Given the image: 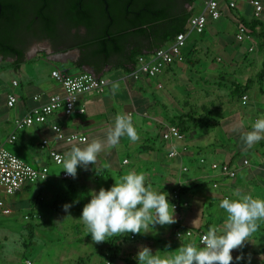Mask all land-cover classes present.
<instances>
[{
    "label": "crops",
    "instance_id": "obj_1",
    "mask_svg": "<svg viewBox=\"0 0 264 264\" xmlns=\"http://www.w3.org/2000/svg\"><path fill=\"white\" fill-rule=\"evenodd\" d=\"M206 1L203 0L200 8L196 10V14L204 11ZM260 1L263 4V11L260 17L256 18L254 16L255 8L251 0H236V7L234 8L229 7L227 0H219V6L223 13L222 17L216 20L209 19L202 33H198L188 27V31L185 33L186 42L182 49V59L167 66L161 74L153 78L141 76L139 79H134L130 74L115 69L110 65L100 73L108 82L105 91L80 95L77 109L84 107L85 112L76 111L68 116L63 110H59L45 123L34 124L18 130L15 142L7 143L8 136L14 130L15 118L24 116L31 107L46 102L51 94L62 93L61 86L51 77V71L53 69L63 71L58 66L71 64L78 56L75 51L65 55L64 52L68 50L61 49V47L52 48L48 45H39L25 55L22 62H17L16 57L13 58V68L19 72L23 71V65L27 61L35 67L42 57L52 67L48 75H42L36 79L37 86L33 91L26 92L23 82L18 78H13L10 86L3 93L0 104V146L4 145L34 168L48 166L50 174L45 181L25 185L14 196L7 195L0 187V200L4 201L6 208L9 210L8 213L2 214L0 219L3 216L7 217L14 214L20 204L27 205L30 210L35 211V200L37 198L45 200L47 195H51V192L45 189L44 184H51L54 188L58 184L59 179H64L61 176L63 172L62 165H58L53 161L50 157L49 149H54L65 155L71 150L73 145L84 147L86 143H90L93 139L106 141L107 130L114 125L115 116L118 113L128 114L133 112V122L140 130L138 134L139 140L132 142L128 137H122L117 147H106L105 151L98 155L95 166L89 165L87 171L82 167H78L77 177L69 179L73 180V183L69 185V189L80 195L79 200L66 199L64 202H70L74 206L79 207L87 204L91 199L90 191L93 189L98 191L102 187L101 182L104 176L111 177L113 170L121 177L124 174L120 169V165H129L133 162L134 167L130 168V171L138 172L136 164L143 162L146 167H143L141 172L160 174L157 181H153V178L147 175L149 176L147 177V182L151 183L152 187L155 186V190L168 195V199L172 203L173 192L176 189H182L184 192H181L182 199H180L189 204L187 208L175 211L177 222L170 225V231L168 228H158L160 225L155 226L157 230L160 229L161 232H164V235L169 232L175 238L174 230L176 227L181 226L178 223L179 215L184 216L183 227L200 228L206 232L213 225L218 228L222 227L224 220L219 223L211 222L216 216L214 214L218 213L214 208L217 204H220L222 199L232 198L234 191H244L247 183L253 185L258 182L259 177H263L264 180V153L259 154L257 164L254 165L253 170L249 173H241V176H239V171L243 167L250 165V160L245 155L239 157L234 165L237 170L236 176L231 179L221 175L216 170L213 171L211 163L229 162L238 150L246 148L232 151L228 149V145H225L226 147L221 146V148L211 150V153L204 154L208 150L207 146H213L212 140L205 142V134L200 131L204 127L191 128L188 132H184L185 138L183 140L166 141L163 139L162 133L167 125L173 123L181 115L192 112L203 113L206 109L215 112L220 107L229 110V105L233 98L230 94L234 92L233 88H231V82L239 81L244 83L247 79L256 76L259 70L253 76H248L251 68L256 63L248 59L250 52L257 50L255 44L256 36L250 29L252 41L239 42L236 40V33L239 26L237 21L240 19H246L247 21L260 19L264 23V0ZM195 35H200L201 38H196ZM236 42L242 48L235 46ZM250 47H253L252 51H250ZM216 49L230 51L229 55L231 58H228L224 64V68L229 71L226 75H228L230 83H227L225 81L226 78L222 77L225 69L221 70L216 65V62H223V57L219 55L216 58L211 57L212 50ZM152 53L153 51L149 54ZM195 64L202 67V71H196L202 83L194 82L188 77L189 73L193 72ZM34 67L32 68L34 69ZM78 73L79 69L77 68L76 71L68 72L71 75ZM215 75L218 78H213V83L210 82V77ZM223 79H225L224 83L220 82ZM14 80L18 81L17 86L13 85ZM116 82H119V89L113 93L112 85ZM222 83L228 94V100L225 102L226 95L219 94L217 89L214 92H210V87L216 86V88H220L219 85ZM33 84L34 80L28 79L27 86L33 87ZM183 87L186 88L183 89ZM250 89H254L252 95L249 92ZM250 89L246 92L249 95V102L264 103V86L260 88L258 83H256ZM10 92H14L17 96V103L14 108L7 106V95ZM36 95H39V100L34 99ZM212 95L214 96L212 97L213 99L211 98ZM222 121H225V118ZM219 123L213 118L210 124L218 126ZM54 124L59 125L65 134L75 132L85 135L87 141L68 143L63 139L57 138L56 132L52 129ZM43 139L49 140V146L46 148L41 147ZM173 148H176L179 152L176 157L169 156V152ZM217 152L224 156V159L219 162L213 158ZM117 153L123 154V157L121 158L120 155L115 157ZM202 158L205 159L204 163L200 161ZM121 159L122 161H120ZM245 160L248 161L247 164H245ZM105 165H108V167H105ZM157 165L159 168H156ZM183 167H187V170L184 171ZM214 183H217L218 186H214ZM55 208L57 209V207ZM219 211L225 214L223 209L220 208ZM37 213L40 214L39 212ZM42 219L43 216L41 215V218L36 220V222ZM25 227L23 233L27 230ZM259 227H264V222H260ZM22 236L24 235H19L15 230L0 229V264H22L23 262L29 264V261L30 264H33V261L29 260V258H25V260L20 258L22 254L20 251L26 246L25 241L22 242ZM144 238L148 239L149 235L146 234ZM181 239L185 243L201 246L196 238L186 237ZM249 239L251 242H246L243 248L233 251V264H262L260 256L264 254V234L258 237L255 234ZM257 239L262 241V243L256 244ZM107 249L109 251L108 246ZM241 255L244 258L237 261L235 257ZM135 256L136 254H131L127 257L125 264L129 258L136 260ZM108 257L110 258V256ZM108 261L110 259L106 260L105 264ZM113 262L110 261L111 264ZM79 263H83L82 260Z\"/></svg>",
    "mask_w": 264,
    "mask_h": 264
},
{
    "label": "rangeland",
    "instance_id": "obj_2",
    "mask_svg": "<svg viewBox=\"0 0 264 264\" xmlns=\"http://www.w3.org/2000/svg\"><path fill=\"white\" fill-rule=\"evenodd\" d=\"M203 3V0H196V4L194 5L195 10H198ZM190 8V6H188ZM196 38H201L200 35H195ZM231 43V42H230ZM229 43V46H230ZM235 46H239L240 44L236 42ZM264 46V39L258 34H256L255 44L257 50L254 52H250L248 59L252 62H256L251 68L250 74L248 76H253L261 67H262V59L263 54L262 50L259 51L261 46ZM242 48V47H241ZM202 52V51H200ZM211 57H217L218 55L223 57V62H216V65L224 70L222 77L226 78L220 80V82L224 83V80L227 83H230V79L228 75V69L224 68L225 61L230 57V51L228 50H212ZM254 53V54H253ZM204 58V57H203ZM202 58V59H203ZM13 59H5L0 60V104L2 100L3 93L8 89L10 84L12 83L13 78H18L23 82L24 88L26 92H31L37 86V78L42 75H48L51 71L52 65L47 62L43 57L38 61L37 66H33L32 63L27 61L23 65V71L19 72L15 68H13ZM34 67V69L32 68ZM64 72L67 73L70 71H76V68H73L71 64H65L62 66H58ZM196 71H202V67L198 64H195L193 67V72L189 73L188 77H190L194 82L200 81L199 74H196ZM217 75L211 76L209 81L213 83V78H216ZM218 78V77H217ZM28 79H33L34 84L33 87H28ZM216 82V81H215ZM220 84V88H216V86L210 87V92H214L217 89V92L222 95H226V99L224 102L228 100V94L224 85ZM258 83L260 88H263V84H260L258 81L254 84ZM218 87V86H217ZM186 87H183L185 89ZM258 89V86H257ZM184 91V90H183ZM254 89H250L249 92L252 95ZM231 95V94H230ZM214 97L213 95L211 98ZM213 99V98H212ZM250 100V99H249ZM252 100V99H251ZM249 102V101H248ZM227 103V102H226ZM211 106V105H209ZM230 109H224L223 107L217 108L215 112H213L212 117L220 122L218 126H206L200 131H203L205 134V142L211 141L213 146H207L206 153H211V150L215 148H221V146L226 147L228 145V149L232 151H237L238 149L246 148V145L241 139V135L243 132L250 131L251 125L257 118L264 117V103L258 102V104L253 103L252 101L249 104H242V100L240 96H235L231 100V104L229 105ZM225 118V121L222 119ZM134 123V122H133ZM134 126L137 129L138 134L140 133L137 125L134 123ZM159 144V142H158ZM223 144V145H222ZM226 145V146H225ZM135 148V147H134ZM133 148V149H134ZM252 152L245 154V156L250 160V165L243 167L239 173H249L253 170L254 165L257 164V160L259 158V154L264 153V139L256 143L253 147H251ZM138 153L139 151L135 149ZM204 152V151H203ZM122 158L123 154H115ZM216 157V158H215ZM213 157L216 161H220L224 159V156L216 153V156ZM122 161V159L120 160ZM142 164V165H141ZM134 167V162L129 165H120V169L123 171V174H126L130 171V168ZM138 168V173L142 171L143 167H146V164L143 162H139L136 164ZM156 168H159L158 165ZM214 171V170H213ZM216 172V171H215ZM146 176L149 175L153 178V181H157L160 176L159 173H145ZM147 176V177H149ZM117 172L112 170L111 177H103L101 186L104 188H110L114 183V178H119ZM160 182V181H159ZM73 183V180L69 179H59L56 187H52V185L44 184L45 189L51 192V195H47V198L43 200L42 205L39 208H35L34 210H30L27 205L18 206L15 210V213L10 216H3L0 219V229L5 230H15L19 233V235H24L22 242L28 246H25L20 252V258L24 259L29 258V260L33 261V264H105L106 260L110 258L108 256L110 250L108 251L107 246L109 247L108 241L96 244L92 241L91 234H88L85 230V226L79 220L82 215V210L85 204L81 207L74 206L72 203V207L70 209V217L68 212L63 210V205L67 202L64 200H79V194L74 193L69 189V185ZM157 183V182H156ZM158 187V186H157ZM153 188H156L155 186ZM168 188V187H167ZM243 193H250L254 197L264 198V180L263 177L258 178V182L253 185H249L248 183L245 185ZM80 193V192H79ZM17 194V193H16ZM14 194V195H16ZM233 194V193H232ZM8 195V194H7ZM13 195V196H14ZM232 198H235L232 196ZM60 201L61 204L57 205L56 202ZM57 208V211L55 210ZM215 211H218L212 223L220 222L225 219L226 214H222L219 210V204L214 208ZM39 212L43 219L41 221L36 222V220L28 221L25 219V215H33ZM216 213V212H215ZM225 213V212H224ZM27 223H31L35 226V234L34 237L31 238L28 236L30 234L27 229L25 233H23L24 227ZM40 225V226H39ZM157 226V225H156ZM163 227L168 228L170 231V225L168 226H158V228ZM176 229V228H175ZM155 233V234H153ZM131 233L127 234L128 236ZM256 236H260L264 234V227H259L258 231L255 233ZM253 234V235H255ZM138 238L136 239H126L122 243V251L120 256L114 260L113 264H125V259L129 257L131 254H136L139 251L141 246H148L152 249L153 253L159 251L161 255L171 254V252L176 251L182 243H185L180 237L174 235L175 238L172 237V234L168 232L167 235H164V232H161L160 229H150L148 233L149 238H144L141 234H135ZM262 241L259 239L256 240V244H261ZM108 244V245H107ZM176 246H172V245ZM186 244V243H185ZM170 245V247H169ZM12 251V250H11ZM17 252V251H16ZM14 252V254H16ZM16 257V256H15ZM14 257V259H16ZM136 257V256H135ZM83 263H79L81 261ZM13 264V263H12ZM16 264V263H15ZM22 264H26L23 262Z\"/></svg>",
    "mask_w": 264,
    "mask_h": 264
},
{
    "label": "trees",
    "instance_id": "obj_3",
    "mask_svg": "<svg viewBox=\"0 0 264 264\" xmlns=\"http://www.w3.org/2000/svg\"><path fill=\"white\" fill-rule=\"evenodd\" d=\"M0 3L2 5L0 26L3 22L1 15H5V26L2 31L0 28V44H5L2 48L0 45V57L4 60L8 57H16L17 62H22L24 58V49L14 47L11 42L19 25L16 21L17 16H25V22L29 24V18L38 15L42 21L36 32L38 30L49 32L54 29L63 13L66 18L65 31L71 33L72 29H76L78 32V39L63 48L64 50L75 47L80 49V55L71 62V65L79 69V73L84 72L83 67L89 65L97 75L110 65L131 75L137 67L140 56L168 46L181 32L187 33L189 18L196 14L194 8L196 0H0ZM237 23L251 29L255 36L259 33L264 39V23L260 19L252 21L240 19ZM261 50L262 67L255 77L247 79L244 83L232 81L231 88L234 92L231 93V97L241 98L257 81L263 84L262 43L259 48V51ZM212 114L213 111L210 109H206L203 113L192 112L177 117L171 124L179 127L184 133L191 128L209 125L213 121ZM251 152V148L238 150L228 162L229 165L234 167L239 157ZM181 192L184 190L180 189V197ZM42 202L43 199L37 198L34 203L35 208H39ZM56 204L60 205L61 202L58 201ZM25 228L30 232L28 236L33 238L35 226L29 223ZM136 238L138 237L135 234L108 237L110 261H114L119 256L124 240ZM126 264H138V262L129 258Z\"/></svg>",
    "mask_w": 264,
    "mask_h": 264
},
{
    "label": "clouds",
    "instance_id": "obj_4",
    "mask_svg": "<svg viewBox=\"0 0 264 264\" xmlns=\"http://www.w3.org/2000/svg\"><path fill=\"white\" fill-rule=\"evenodd\" d=\"M118 89L119 82L113 83V93ZM125 136L132 142L139 140L133 117L118 113L114 125L107 130L106 141L93 139L84 147L73 145L60 158L62 171L75 179L78 167L87 171L89 165L95 166L98 155L106 147H117ZM241 139L247 148L264 139V117L257 118L251 130L242 133ZM114 180L110 188L90 191L91 199L84 205L79 218L94 243H103L115 235H146L156 225L168 226L177 222L175 207L168 195L155 190L147 182L145 173L129 171ZM233 196L235 198L220 201L219 207L226 214L222 227L211 226L202 236L201 246L183 243L176 251L164 255L159 251L153 253L148 246H141L135 257L138 264H233V251L251 242L249 238L258 231L260 222H264V198L239 190L234 191ZM71 207L69 203L63 205V210L69 213L67 217L71 216ZM243 258V255L235 257L237 261ZM260 260L264 264V254Z\"/></svg>",
    "mask_w": 264,
    "mask_h": 264
},
{
    "label": "built area",
    "instance_id": "obj_5",
    "mask_svg": "<svg viewBox=\"0 0 264 264\" xmlns=\"http://www.w3.org/2000/svg\"><path fill=\"white\" fill-rule=\"evenodd\" d=\"M230 8L236 7V0H227ZM255 8L254 16L259 18L261 12L263 11V4L260 0H251ZM223 15L222 10L219 6V0H207L205 3V9L203 12L194 14L189 18L187 23V28L202 33L208 23L209 19H219ZM251 30L244 25H239L236 33V40L239 42L252 41ZM186 35L181 32L176 35L175 39L165 47L156 49L152 54L142 55L139 57L137 67L135 71L131 74L132 78L139 79L141 76H146L149 78L156 77L161 74L167 66L175 63L182 59V49L185 46ZM250 51L253 47L249 48ZM51 77L61 86L62 93H53L48 97V100L39 105H35L28 109L26 114L22 117H17L14 120V130L8 136L6 142L14 143L17 139V131L25 127L42 124L47 122L50 117L57 111L63 110L66 115H71L72 113L78 111L80 113L85 112V108L81 107L77 109V102L80 95L84 93L94 92L102 93L107 87V80L103 76L94 75L90 72L84 71L79 74L71 75L59 69H53L51 71ZM13 85L17 86L18 81L14 80ZM39 95L34 96L35 100H39ZM242 103L247 104L249 101V95L244 94L241 97ZM17 103V96L14 92H10L7 95V106L9 108H14ZM131 116L133 112H129ZM1 124V121H0ZM52 129L56 132L57 138L63 139L68 143L76 142H86L87 137L79 133L65 134L63 129L57 125H52ZM163 139L166 141L172 140H183L185 138L184 133L174 124H169L164 129L162 133ZM49 146V140L43 139L41 143L42 148ZM50 157L53 161L61 165L60 158L64 155L60 152L49 149ZM179 152L176 148H173L169 152L170 157H176ZM202 163L205 159L200 160ZM127 162V160H125ZM245 164L248 163L247 160L244 161ZM211 168L218 171L221 175L227 178H235L237 170L231 167L228 162L224 163H211ZM186 171L187 167H183ZM50 174V168L48 166H42L40 168H34L27 162H25L16 153L5 147L0 146V187L9 195H14L20 192L23 187L27 184H33L40 181H45L48 179ZM64 179H73L68 176L65 172L61 174ZM214 186H218L214 183ZM180 189H176L172 195V203L175 207V211H180L182 208L188 207V202L180 199ZM9 210L6 208L3 200H0V216L4 213H8ZM41 215L35 213L33 215H25V219L28 221L39 220ZM184 216H178V223L181 226L176 227L175 235L180 238H196L200 244L201 238L206 231L203 229H194L190 227H183ZM201 245V244H200ZM30 264V261H29ZM107 264H111L110 261Z\"/></svg>",
    "mask_w": 264,
    "mask_h": 264
},
{
    "label": "flooded vegetation",
    "instance_id": "obj_6",
    "mask_svg": "<svg viewBox=\"0 0 264 264\" xmlns=\"http://www.w3.org/2000/svg\"><path fill=\"white\" fill-rule=\"evenodd\" d=\"M1 8L2 5L0 3V9ZM0 13H2L1 10ZM4 18L5 15L2 14L1 21L3 22H1L0 26L1 31L5 26ZM16 21L19 25L17 27V31L14 32L11 42L14 47L16 46L24 49V56L27 55L34 47L39 45H48L52 48L61 47V49H63L66 44L74 43L78 39V32L76 29H72L71 33H67L65 31L66 18L63 13H61L59 19L57 20L54 29L49 31L50 35H48L49 32L47 31L44 32L38 30V32H36L37 27L41 24L42 21L41 17H39L38 15L30 17L28 20L29 24H26L25 16H17ZM0 45L1 48L5 46L4 43H1ZM7 59L13 58L8 57ZM0 60L4 59L0 57Z\"/></svg>",
    "mask_w": 264,
    "mask_h": 264
},
{
    "label": "water",
    "instance_id": "obj_7",
    "mask_svg": "<svg viewBox=\"0 0 264 264\" xmlns=\"http://www.w3.org/2000/svg\"><path fill=\"white\" fill-rule=\"evenodd\" d=\"M0 10H1V9H0ZM74 51L76 52L77 56L80 55V49H79V48L69 49L68 51L64 52V54L67 55L68 53L70 54V53H72V52H74ZM77 58H78V57H77ZM77 58H76V59H77ZM76 59H75V60H76ZM83 70H84V71H87V72H90V73H92V74H94V75H97L96 72H95V70H94L91 66H89V65L84 66V67H83ZM98 76H101V74H99Z\"/></svg>",
    "mask_w": 264,
    "mask_h": 264
}]
</instances>
